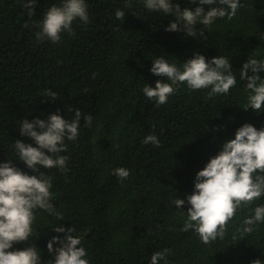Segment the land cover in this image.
Instances as JSON below:
<instances>
[{
    "label": "trees",
    "instance_id": "trees-1",
    "mask_svg": "<svg viewBox=\"0 0 264 264\" xmlns=\"http://www.w3.org/2000/svg\"><path fill=\"white\" fill-rule=\"evenodd\" d=\"M171 2L181 10L200 6L191 0ZM61 3L35 0L29 16L20 0H0V164L11 161L34 175L12 147L18 140L36 146L20 135V122L46 120L94 101L91 126L76 141H65L67 152L61 155L68 156L67 171L40 169L52 178L51 203L60 216L35 210L31 237L8 251L34 246L41 264H54L55 252L49 253L47 243L64 233L53 228L72 227L98 264H150L152 254L163 249L171 250L168 264H264V222L243 237L237 232L255 207L264 205V195L237 209L222 240L205 245L193 230L181 231L196 173L245 123L264 128V104L259 112L244 110L251 93L239 73L248 59H264V0H241L244 7L233 19L196 25L195 37L165 31L175 18L149 12L143 0H85L89 23L77 19L73 34L62 32L59 43L39 42L37 25L49 7ZM117 10L125 12L122 21L115 17ZM194 54L206 61L228 58L236 87L206 99L210 89L181 84L160 106L145 97L144 86L163 79L149 71L155 58L183 64ZM257 75L264 79V73ZM45 90L56 93L55 100ZM153 134L159 148L142 142ZM81 149L87 152L70 156ZM121 167L130 172L125 180L113 175ZM173 199L185 204L177 209Z\"/></svg>",
    "mask_w": 264,
    "mask_h": 264
},
{
    "label": "clouds",
    "instance_id": "clouds-1",
    "mask_svg": "<svg viewBox=\"0 0 264 264\" xmlns=\"http://www.w3.org/2000/svg\"><path fill=\"white\" fill-rule=\"evenodd\" d=\"M149 12H163L175 18L165 29L168 32L184 31L189 37L197 35L196 25L211 26L217 19L227 17L233 19L237 11L244 7L241 0H191L199 4L193 9L181 10L171 0H143ZM21 7L33 16L35 0H20ZM215 5L207 11L203 6ZM126 7H131L128 3ZM88 5L85 0H62L52 5L44 13L37 25L39 31L36 38L39 42L48 40L52 43L61 41V33L73 34L72 24L77 19L89 23ZM125 12L117 10L115 17L123 20ZM204 32L200 30L202 36ZM154 76L163 78L155 82L154 87L147 85L143 93L149 100L154 99L157 106L167 103L181 84L190 90L210 89L206 99L227 94L236 87L237 79L231 70L229 59L219 56L207 60L203 55L194 54L193 58L183 64L169 63L164 57L155 58L149 69ZM251 72V75L248 73ZM240 79L246 81L247 97L244 110L249 108L259 112L264 104V79L257 73H264V59L250 58L242 65ZM168 82H164V80ZM85 91H87L85 89ZM44 95L55 100L57 94L45 90ZM94 101L86 106L75 104L62 115L51 114L46 120L33 119L31 122H20L21 136H27L35 143L25 144L16 141L12 146L16 156L34 175H28L12 166L11 161L0 164V264H41L40 253L34 246L20 251H8L14 243L28 241L32 235V224L35 210L40 209L49 215L59 217L51 203L52 178L40 171L43 169H59L67 171L68 156L65 141H76L80 134L86 132L85 126L92 124ZM85 124V125H84ZM159 148L156 135H147L142 141ZM84 149L75 151L70 156H81ZM119 180L130 176L126 168H117L113 172ZM264 195V128L257 130L245 123L235 132L234 139L224 143L221 151L211 158L203 170L196 173L194 191L186 197L190 207L187 219L181 231L193 230L205 245L224 239L227 225L233 219L238 208L250 206L253 201ZM173 204L180 209L185 200L173 199ZM182 214H185L182 212ZM264 222V205L255 207L254 214L243 220V226L237 229L241 237L251 234L254 226ZM53 231L64 233L63 239L53 237L47 243L49 253L55 252L54 264H98L90 251L81 246V237L73 236L74 229L54 227ZM236 239V235L233 236ZM60 246L53 249V244ZM171 250L163 249L152 254L150 264H168L167 257ZM252 264H261L255 260Z\"/></svg>",
    "mask_w": 264,
    "mask_h": 264
}]
</instances>
